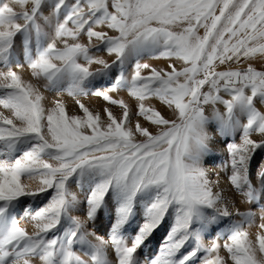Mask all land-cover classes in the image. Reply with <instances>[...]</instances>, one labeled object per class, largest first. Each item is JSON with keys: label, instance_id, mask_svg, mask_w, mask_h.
<instances>
[{"label": "snow or ice", "instance_id": "6c2138e0", "mask_svg": "<svg viewBox=\"0 0 264 264\" xmlns=\"http://www.w3.org/2000/svg\"><path fill=\"white\" fill-rule=\"evenodd\" d=\"M254 60L264 0H0V264H264Z\"/></svg>", "mask_w": 264, "mask_h": 264}, {"label": "rangeland", "instance_id": "374dc122", "mask_svg": "<svg viewBox=\"0 0 264 264\" xmlns=\"http://www.w3.org/2000/svg\"><path fill=\"white\" fill-rule=\"evenodd\" d=\"M146 62L152 63L153 65L159 66V67H166L167 65V61L164 60H154V59H149V58H145ZM254 67L257 68V70H264V61L261 60H254L252 61ZM224 67V66H222ZM233 67H246V64H244L243 61H241V63L239 65H233ZM46 95H49L46 93ZM120 95H123L125 97V99H128L127 93L126 92H122L120 93ZM54 96L53 95H49V100L53 99ZM64 99L66 101V103L68 104V110H69V114L75 112L77 114H81L82 112L77 108V106L74 104V102L72 101L71 97L68 96H64ZM84 102L86 103V105H88L90 107V109H95V110H100L103 106V101L99 98L96 97H88V98H84ZM155 102V101H154ZM157 103V107H161V105H159L158 102ZM258 107H261L260 105H257ZM261 110H264V107H261ZM5 114H7V112H5ZM219 148H223V145L220 144L218 145ZM80 214V213H77ZM18 219L20 220L21 226L27 227V229L31 232L32 231V224L29 222L28 219H24L21 217H18ZM139 216L137 217V220H139ZM258 222V221H257ZM100 234L104 235L106 228H107V220L106 219H101L100 220ZM167 224H165L164 227H162L161 229L157 230L154 233V237L152 238V246L149 249V255H153L154 253H156L160 247V245L163 243L164 237L166 235L167 232ZM250 234H254L256 232V228L253 227L252 229L249 230ZM254 238V237H253ZM207 242V241H206ZM221 254L223 255L224 252L222 250Z\"/></svg>", "mask_w": 264, "mask_h": 264}]
</instances>
